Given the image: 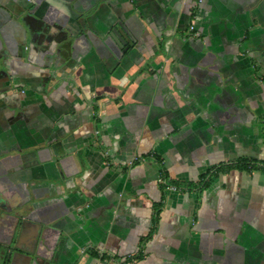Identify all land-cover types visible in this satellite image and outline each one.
<instances>
[{
    "label": "crops",
    "instance_id": "crops-1",
    "mask_svg": "<svg viewBox=\"0 0 264 264\" xmlns=\"http://www.w3.org/2000/svg\"><path fill=\"white\" fill-rule=\"evenodd\" d=\"M263 158L264 0H0V264H264Z\"/></svg>",
    "mask_w": 264,
    "mask_h": 264
},
{
    "label": "trees",
    "instance_id": "trees-1",
    "mask_svg": "<svg viewBox=\"0 0 264 264\" xmlns=\"http://www.w3.org/2000/svg\"><path fill=\"white\" fill-rule=\"evenodd\" d=\"M155 161L158 163L159 165V168H160V177H161V184H160V192H161V198H160V201L155 203L154 204V224L157 222L158 220V216L161 212V208L163 206V202H164V199H165V190L168 186H172L174 188H178L177 184L176 183H172L173 185H171L170 183H168L167 181V177H166V173H165V170L162 166V163L160 161V159L158 157H154ZM203 182V181H202ZM201 182V184H202ZM191 186V185H189ZM193 186H197V185H193Z\"/></svg>",
    "mask_w": 264,
    "mask_h": 264
},
{
    "label": "water",
    "instance_id": "water-1",
    "mask_svg": "<svg viewBox=\"0 0 264 264\" xmlns=\"http://www.w3.org/2000/svg\"><path fill=\"white\" fill-rule=\"evenodd\" d=\"M110 40L117 46L118 49L123 50L122 46L126 45V41L122 36L117 32L116 29H113L109 34Z\"/></svg>",
    "mask_w": 264,
    "mask_h": 264
},
{
    "label": "built area",
    "instance_id": "built-area-1",
    "mask_svg": "<svg viewBox=\"0 0 264 264\" xmlns=\"http://www.w3.org/2000/svg\"><path fill=\"white\" fill-rule=\"evenodd\" d=\"M192 30H193V28L192 27H190ZM263 162H264V158H263ZM171 189H175L174 187H171Z\"/></svg>",
    "mask_w": 264,
    "mask_h": 264
}]
</instances>
